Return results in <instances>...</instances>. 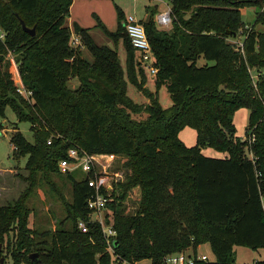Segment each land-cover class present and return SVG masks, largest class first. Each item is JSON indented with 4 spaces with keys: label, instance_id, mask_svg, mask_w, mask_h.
Masks as SVG:
<instances>
[{
    "label": "trees",
    "instance_id": "1",
    "mask_svg": "<svg viewBox=\"0 0 264 264\" xmlns=\"http://www.w3.org/2000/svg\"><path fill=\"white\" fill-rule=\"evenodd\" d=\"M73 2L0 0V33H5L0 39V120L11 108L19 122L31 124L34 137L30 142L14 128L10 139L14 156L28 157L29 171L25 192L0 207V244L13 264H137L147 259L163 264L169 254L206 243L216 261L200 264H237L235 247L264 249V29L256 30L264 28V10L259 12L264 0H168L170 31L158 28L157 11H152L141 24L159 69L154 91L145 87L148 74L137 61L122 14L116 33L99 23L113 48L97 45L89 29L75 24L93 62L83 58L82 48L70 46L66 19ZM244 7L258 11L250 28L242 21ZM20 20L35 28V36L23 30ZM228 32L237 38L242 34L241 45L230 43ZM18 76L33 93L31 102L16 92ZM129 84L148 102H135ZM162 88L171 99L169 108L159 101ZM241 108L250 112L246 136L252 132L253 143L235 135L234 116ZM186 127L197 132L194 147L179 137ZM75 146L125 158L121 192L109 204L113 219L108 222L117 231L114 254L107 251L98 224H89L88 234L77 228L79 219H89L91 190L79 172L64 174L58 167ZM205 147L226 157H206ZM62 174L73 187L67 218L54 231L33 228L28 201L38 176L50 183ZM135 188L141 193L138 208L126 213L121 201ZM69 219L74 226L66 228Z\"/></svg>",
    "mask_w": 264,
    "mask_h": 264
},
{
    "label": "rangeland",
    "instance_id": "2",
    "mask_svg": "<svg viewBox=\"0 0 264 264\" xmlns=\"http://www.w3.org/2000/svg\"><path fill=\"white\" fill-rule=\"evenodd\" d=\"M76 7L73 13L66 19V24L72 27V36L70 40V46H73V41L77 37L74 29L75 23L80 27L89 29V33L99 46H108L113 48V42L109 36L105 33L99 23L111 33H116L119 28V15L123 17L135 16L140 22L152 12L157 11L155 15V23L157 18L167 11L169 2L168 0H77ZM259 10L260 11H263ZM257 9L253 7H244L241 9L242 21L250 28L256 19ZM172 26V25H171ZM169 27H158L160 30L170 31ZM261 25L256 27V30H263ZM244 40V36L239 34L237 39H230V43L241 44ZM119 57L124 64L126 59V52L123 42L120 43L118 48ZM83 58L88 62H93L92 54L86 49L82 48ZM203 62L200 60V63ZM145 87L151 91L155 90L153 80L149 75ZM141 79L139 78V82ZM69 85L74 87L77 85V81H70ZM129 96L137 103L148 102V100L139 92L133 85L129 84L128 87ZM159 101L164 108H169L172 105L169 94L165 88L159 91ZM249 115L250 112L246 108L239 109L234 116V124L236 129V137L241 138L243 141L247 139L246 133L249 129ZM0 124H3V130L0 132V207L8 204H13L19 199L21 194L28 188L27 179L29 171L26 169V163L28 157L16 158L13 154V146L10 139L13 136L14 128H18L19 131L30 141L33 142V132L31 130V124L29 122H19L15 113L11 108H7L6 119L0 120ZM179 137L181 141L187 147H194L197 145V132L191 128H184ZM247 156L250 158L252 153L245 150ZM202 154L209 158L223 159L226 157L225 153L219 152L211 147L202 148ZM125 158L119 157L117 168L120 170L124 164ZM80 173V172H79ZM81 177H84L80 173ZM38 184L28 201L29 207L33 211L32 215V227L39 230L54 231L58 222L65 220L68 216V208L66 204L72 202L73 187L71 182L65 178L62 174L60 176L54 175L50 179V183L43 180L41 175L38 176ZM117 191V194H120ZM141 193L139 188L133 189L121 203L126 209V213H135ZM118 203V201H117ZM111 215V213L109 214ZM73 219L66 221L65 227L71 228L74 226ZM237 258L235 256L236 263L240 264H253L255 259L262 261L258 255V252L244 247H236L234 249ZM199 255H204L210 262L216 261V256L213 253L210 244L206 243L201 245L197 249ZM4 258V264H13V259L6 248L2 246L0 261ZM115 260V257L113 258ZM137 264H152V261L147 259Z\"/></svg>",
    "mask_w": 264,
    "mask_h": 264
},
{
    "label": "built area",
    "instance_id": "3",
    "mask_svg": "<svg viewBox=\"0 0 264 264\" xmlns=\"http://www.w3.org/2000/svg\"><path fill=\"white\" fill-rule=\"evenodd\" d=\"M156 20L158 26L161 28L171 26L172 17L170 6ZM124 28L133 48L137 52L138 63L154 79L158 75L159 69L156 65L157 60L144 26L135 16H129L124 20ZM0 39H5V33H0ZM73 46L75 48H83L79 35L74 39ZM16 92L28 102L32 101L33 93L26 88L21 76L17 78ZM247 140L250 143L254 142L255 136L252 132L249 134ZM51 141L49 140V145ZM119 157L114 154H89L82 148L75 146L70 147L67 151V158L60 160L58 163L60 172L64 174L82 173L91 190L86 200L89 219L88 221L79 219L77 222L78 230L83 234H88L90 232L89 224H98L104 236L107 251L111 254H114L113 246L116 241L117 231L113 228L112 223L108 222H112L113 219L109 204L114 200V195H118V185L124 181L125 172L117 168ZM250 160H254V157L251 156ZM258 177H261L260 173ZM262 203L264 207V197L262 198ZM110 213L111 215H109ZM207 261L209 260L206 256L199 255L197 250L190 247L180 252L167 255L163 264H200Z\"/></svg>",
    "mask_w": 264,
    "mask_h": 264
},
{
    "label": "water",
    "instance_id": "4",
    "mask_svg": "<svg viewBox=\"0 0 264 264\" xmlns=\"http://www.w3.org/2000/svg\"><path fill=\"white\" fill-rule=\"evenodd\" d=\"M149 18H150V14L144 19V22H148L149 21ZM20 23L22 25L23 30L26 33L30 34L31 36H35V28H33V29L27 28V26L25 25V23L22 20H20ZM228 35L229 36H232L233 39H236L237 38V35L235 33H233V32H228ZM1 249H2V245L0 244V254H1ZM31 258L33 260H37L38 259V254L37 253L36 254H33L31 256ZM4 261H5L4 258H2L1 259V264H4Z\"/></svg>",
    "mask_w": 264,
    "mask_h": 264
},
{
    "label": "crops",
    "instance_id": "5",
    "mask_svg": "<svg viewBox=\"0 0 264 264\" xmlns=\"http://www.w3.org/2000/svg\"><path fill=\"white\" fill-rule=\"evenodd\" d=\"M77 0H74V2H73V5H72V7H71V11H70V13L72 14L73 13V11H74V9H75V7H76V4H77V2H76ZM75 24H77V23H75ZM67 25V24H66ZM70 29H72V27L70 26V25H67ZM83 28V27H82ZM113 47H114V44H113ZM236 248V247H235ZM264 249H258V250H253V251H263ZM263 253L264 252H258V255L261 257V258H263ZM235 256H236V258H237V255H236V253H235ZM257 262H264V258L262 259V261H259L258 259H255V261H254V263H257ZM253 263V264H254ZM237 264H240V263H237Z\"/></svg>",
    "mask_w": 264,
    "mask_h": 264
}]
</instances>
